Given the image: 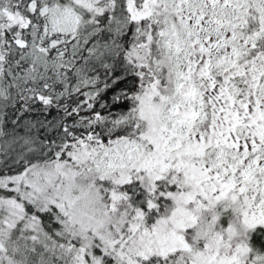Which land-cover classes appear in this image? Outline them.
Here are the masks:
<instances>
[{"label":"snow or ice","instance_id":"6c2138e0","mask_svg":"<svg viewBox=\"0 0 264 264\" xmlns=\"http://www.w3.org/2000/svg\"><path fill=\"white\" fill-rule=\"evenodd\" d=\"M0 264H264V0H0Z\"/></svg>","mask_w":264,"mask_h":264},{"label":"trees","instance_id":"16d2710c","mask_svg":"<svg viewBox=\"0 0 264 264\" xmlns=\"http://www.w3.org/2000/svg\"><path fill=\"white\" fill-rule=\"evenodd\" d=\"M45 223H47V220H45Z\"/></svg>","mask_w":264,"mask_h":264}]
</instances>
